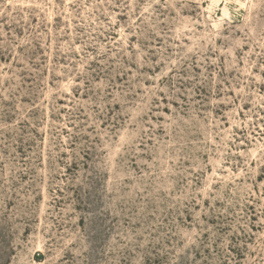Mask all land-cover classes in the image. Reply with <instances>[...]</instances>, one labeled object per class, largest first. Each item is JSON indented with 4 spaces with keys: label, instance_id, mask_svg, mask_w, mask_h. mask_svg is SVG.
I'll return each mask as SVG.
<instances>
[{
    "label": "rangeland",
    "instance_id": "obj_1",
    "mask_svg": "<svg viewBox=\"0 0 264 264\" xmlns=\"http://www.w3.org/2000/svg\"><path fill=\"white\" fill-rule=\"evenodd\" d=\"M0 264H264V0H0Z\"/></svg>",
    "mask_w": 264,
    "mask_h": 264
}]
</instances>
